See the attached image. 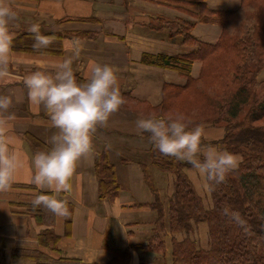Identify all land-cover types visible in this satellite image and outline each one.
Instances as JSON below:
<instances>
[{
  "label": "crops",
  "instance_id": "0c3cea01",
  "mask_svg": "<svg viewBox=\"0 0 264 264\" xmlns=\"http://www.w3.org/2000/svg\"><path fill=\"white\" fill-rule=\"evenodd\" d=\"M205 2L214 10H232L237 6L232 2ZM0 3H6L15 12L6 26L12 36L7 59H0V95L10 96L12 101L6 111H0V121L9 114L14 118L7 120V127L0 131V143L11 140L7 144L9 151L18 147L23 153L22 166L10 189L0 191V264H112L116 252L125 250L130 252L129 264L142 262L140 255L146 252L139 248L149 244L157 227L156 211L149 208L155 201L154 191L145 179L142 165H146L162 195L167 180L175 182V175L151 161L142 163L137 159V155L148 158L152 142L149 133L136 127V121L141 116H151L142 107L160 106L165 85L187 83V77L178 70L145 61L144 57L189 54L197 47L184 44L181 35L169 39L166 30L154 27V19L162 14L161 8L165 9L160 0H0ZM33 23L40 25L41 33L55 35L46 47H33L34 34L29 31ZM193 35L201 42L215 41L195 32ZM73 38H79L83 45L72 65L77 79L85 77L90 60L113 65L124 103L106 124L94 129L92 151L77 162L71 178L72 191L57 197L69 203L70 215L61 217L43 204L39 213V206L32 204L38 192L52 193L32 182L31 156L50 148V137L58 130L51 126L43 106L38 111L30 107L24 77L38 70L54 74L58 62L72 56L68 43ZM200 71L201 61L196 60L191 76L195 78ZM206 132V141H216L224 136L225 130L211 128ZM103 152L113 162L121 186L114 198L100 197L96 163L98 154ZM166 234L163 239L168 249L169 231Z\"/></svg>",
  "mask_w": 264,
  "mask_h": 264
},
{
  "label": "trees",
  "instance_id": "16d2710c",
  "mask_svg": "<svg viewBox=\"0 0 264 264\" xmlns=\"http://www.w3.org/2000/svg\"><path fill=\"white\" fill-rule=\"evenodd\" d=\"M178 1H186L182 5L201 4L209 11H217L209 8L206 0ZM251 11L255 13L253 8ZM247 13L241 17V28L237 33H226L225 39L215 44H205L194 38L191 32L185 31L182 34L184 42L196 46L195 51L182 55L159 54L150 56L151 59L146 55L144 57L145 61L178 70L187 77L184 86L165 85L163 102L156 108L150 107L159 110L168 106V97H176L189 88L188 78L192 79L194 60H200L203 65L200 77L195 79L200 82L206 70L211 68V60L225 56L226 66L220 75L222 91L215 107L218 112L215 110V117H211L216 124L225 123V133L219 140L203 141L204 144H215L238 155V167L229 171L223 182L214 185L210 192L207 191L212 198L211 207L205 204L201 194L195 190L184 169L176 171L175 192L170 198L169 209L164 207L159 197L151 203V206L157 207L160 215L156 230L160 228L175 235V260L183 264H264V94L259 95L258 91L261 85L258 76L264 67V34L256 32L257 16ZM261 32H264V27ZM47 36L50 39L55 37L54 34ZM216 90L212 91L216 94ZM242 114L246 117L240 119ZM148 156L161 169H172L178 164L174 157L160 153L152 143ZM123 160L126 162L129 158ZM143 168L148 176L146 167ZM96 170L100 197L117 196L121 186L114 164L106 152L98 154ZM178 175L181 177L179 181ZM149 185L157 193L151 178ZM39 208L40 213L43 210L42 204ZM226 208L238 212L245 224L241 226L226 215ZM203 221L210 224L207 241L201 239L198 233V225ZM160 229L155 235L158 240L146 245L148 248L164 246ZM128 258V250L117 251L112 264Z\"/></svg>",
  "mask_w": 264,
  "mask_h": 264
},
{
  "label": "clouds",
  "instance_id": "9594fccd",
  "mask_svg": "<svg viewBox=\"0 0 264 264\" xmlns=\"http://www.w3.org/2000/svg\"><path fill=\"white\" fill-rule=\"evenodd\" d=\"M14 17L15 12L11 7L0 3V59H7L12 36L6 26ZM29 31L34 34V48L50 44V38L41 33L38 23L31 24ZM68 47L72 56L58 62L54 74L38 70L24 77L30 107L38 111L43 106L51 126L58 130L50 137V148L31 156L32 182L52 193L38 192L32 204H43L61 217L70 213L67 201L57 197L62 192L72 191L71 178L77 162L92 151L94 129L97 125L106 124L111 114L124 103L115 67L90 60L85 77L78 80L72 65L74 58L80 56L83 45L79 38H73ZM11 102L10 96L0 95V111H6ZM13 118L9 114L6 120L0 121V131L7 127V120ZM136 127L150 134L153 147L160 153L186 162L188 167L184 172L198 193L210 191L239 165L240 158L235 153L215 144L202 143L208 138L206 125L200 123L189 127L182 114L141 116L136 121ZM12 142L0 143V191L10 189L17 170L22 166L23 153L18 147L12 151L7 147ZM224 211L237 224H245L238 212L227 208Z\"/></svg>",
  "mask_w": 264,
  "mask_h": 264
},
{
  "label": "rangeland",
  "instance_id": "374dc122",
  "mask_svg": "<svg viewBox=\"0 0 264 264\" xmlns=\"http://www.w3.org/2000/svg\"><path fill=\"white\" fill-rule=\"evenodd\" d=\"M215 1L221 4H227L231 2L234 4L237 3V6L232 10L221 9V10H217L219 12L217 11L212 12L209 11L206 8V6L201 4L182 5L181 3H185L186 1L180 3L178 0H160L161 7H165L166 10L165 9L163 10L161 8L160 11L162 14L159 16V18L154 19L152 24L154 25L155 28L159 30H166L169 39L173 37V33L177 35L181 34V37L184 38L182 34L185 31H189L191 32L194 38L195 36L193 35V33L195 32L198 35L209 38L211 40H215L213 41L214 43L205 42V44H215L219 40L225 39L226 33L229 34L237 33L241 28V17L245 16V13H247V11H248L247 14L254 13L251 11V9L253 8L255 11L254 14L257 16L256 23L258 22L256 32L261 35L264 34V32H261L262 28L264 27L263 0L261 1L260 0L258 1L215 0ZM226 14H230V15L224 17L223 15ZM220 15L223 16L224 18L221 17ZM159 27H161V29ZM260 39L262 38L260 37ZM183 43L185 44V42ZM224 59H225L224 55L220 56L217 59H212L210 63L211 68L206 70V73L200 82H196L195 80L200 77V74H198L195 78L194 77H192V79L188 78L190 83L189 88L181 92L176 97H172V96L168 97V99H166V104H168V106L161 107L159 110H154L151 109L150 107L144 106L142 107V110L151 116L155 115L158 117H167V116H175L177 114H182L185 117V120L188 123L189 127H195L197 124L203 123L206 125V129L222 128L223 130H225V123L216 124L215 122H212L213 119L211 118L214 116V112L216 110L215 107L217 106V101H220L219 96L222 91L220 75L222 73L221 72L222 69H225L226 66ZM194 61L196 62V60ZM202 66L203 65L201 63V68ZM258 80L261 83V85L258 88L259 89L258 91L260 93L259 95H262L264 94V67L261 69L259 73ZM214 89H217L216 94L212 91ZM245 117H246L245 114H242L239 118L242 119ZM202 143H204L203 140ZM128 154L132 155L131 152H128ZM136 157L142 163L144 161L147 162L151 161L149 156L148 158L146 156H141V155H137ZM176 163H178L176 167L168 170L165 169L162 170L169 172V174H172L173 176V174L177 175L176 173L177 169H185L186 167H188L186 162L176 160ZM143 166L146 167V165H142V167ZM142 169L144 171V168ZM149 178H151L150 175L148 174L147 176L145 174V179L147 180L148 183H149ZM180 178L181 177L179 176L178 181L180 180ZM170 179L167 180V187L165 189L164 195H162L163 193L161 194L159 191H157V193L154 192L155 198L159 197V200L165 203L164 204L162 202L164 204V207H166L167 209H169V205H171L170 198L171 196H173L175 192V182L171 183ZM166 192L170 194L169 197L167 195L168 193ZM200 194L203 197L205 204L208 207H211L212 198L208 196L207 191H204ZM149 208L156 211L157 219L154 224L157 225V221L160 216L157 207H153L149 205ZM209 227L210 224L207 223L206 221H203L198 225V233L201 236V239L205 241H207L209 237ZM159 229L160 228L154 230V236L151 238L149 243H153L155 239L158 240L157 238H155V235L157 233L156 231H159ZM160 232L165 239V237H167L166 234L167 231L160 229ZM180 235H182V231L180 232ZM168 236L170 238V245L168 249L165 247V245L163 247H157L155 245L154 248L141 246L139 249L144 250V252L146 253L140 255V259H142V262H139L138 264H153L151 261L157 264H183L175 260V256H174L175 235L169 231ZM128 253H129V258L127 260H122V261L120 260L121 261V263L119 261L120 264L130 263L131 256L129 250Z\"/></svg>",
  "mask_w": 264,
  "mask_h": 264
}]
</instances>
